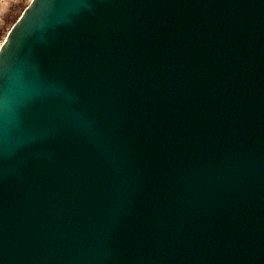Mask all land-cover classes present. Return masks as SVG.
<instances>
[{
  "label": "water",
  "instance_id": "1",
  "mask_svg": "<svg viewBox=\"0 0 264 264\" xmlns=\"http://www.w3.org/2000/svg\"><path fill=\"white\" fill-rule=\"evenodd\" d=\"M0 56V264H264V0H31Z\"/></svg>",
  "mask_w": 264,
  "mask_h": 264
},
{
  "label": "rangeland",
  "instance_id": "2",
  "mask_svg": "<svg viewBox=\"0 0 264 264\" xmlns=\"http://www.w3.org/2000/svg\"><path fill=\"white\" fill-rule=\"evenodd\" d=\"M31 0H0V45L8 30Z\"/></svg>",
  "mask_w": 264,
  "mask_h": 264
},
{
  "label": "snow or ice",
  "instance_id": "3",
  "mask_svg": "<svg viewBox=\"0 0 264 264\" xmlns=\"http://www.w3.org/2000/svg\"><path fill=\"white\" fill-rule=\"evenodd\" d=\"M6 60L4 57L0 56V106L3 104L4 96H5V82H4V68H5Z\"/></svg>",
  "mask_w": 264,
  "mask_h": 264
}]
</instances>
